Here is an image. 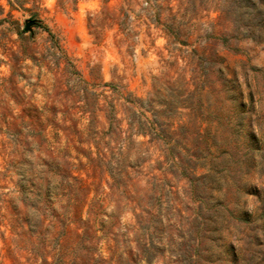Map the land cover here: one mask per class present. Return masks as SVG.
Wrapping results in <instances>:
<instances>
[{
  "label": "rangeland",
  "instance_id": "obj_1",
  "mask_svg": "<svg viewBox=\"0 0 264 264\" xmlns=\"http://www.w3.org/2000/svg\"><path fill=\"white\" fill-rule=\"evenodd\" d=\"M169 7L178 26L170 37L156 21ZM129 93L172 129L174 164L163 140L146 144L145 172L155 178L153 186L139 181L148 191L142 201L154 200L162 215L150 264H179L170 248L191 251L184 264H264V0H0V115H69L81 144L50 127L48 143L91 149L94 158L95 145L108 147L99 136L109 104L124 117L121 97ZM35 149L27 155L36 171L49 153ZM69 149L84 167L87 158ZM94 175L87 182L108 194L98 222L107 226L109 215L121 244L134 224L133 203L120 183L111 191L107 174ZM0 177L9 186L16 180ZM1 229L0 264H34L25 227Z\"/></svg>",
  "mask_w": 264,
  "mask_h": 264
},
{
  "label": "trees",
  "instance_id": "obj_2",
  "mask_svg": "<svg viewBox=\"0 0 264 264\" xmlns=\"http://www.w3.org/2000/svg\"><path fill=\"white\" fill-rule=\"evenodd\" d=\"M179 5L181 3H178ZM171 10L172 7H169L164 22L156 15V21L168 37L178 29L175 25L177 12L173 13ZM95 97L94 106L98 104L99 98L98 95ZM121 98L124 101L121 105L125 103L124 117L117 118L115 104H109L110 108L105 114L107 126L105 130L100 131L99 136L100 140L108 139V147L95 145L94 158L89 156L91 149L88 154H84L82 149L74 144L59 148L48 143L46 135L47 128L50 127L55 135L58 131H63L69 143L81 144L79 139H73L77 137L76 120L69 115L57 120L53 115H0V155L4 163V173L0 174L5 177L9 175L10 178L16 176L11 186L7 182L0 183V237L4 236L2 226H9L13 230L15 224L25 227L22 229L23 233L32 237V244H36L28 245L30 258H36L34 264H130V261L134 264L139 260L150 264L156 254L157 244L154 238L156 233L160 232L158 229L162 215L153 203L154 200L142 201L148 191L141 190L139 181L142 178L144 183L153 186L150 180L155 178V174L145 172L148 166L144 163L150 154L146 144H157L163 140L166 162L174 164L171 159L173 147L170 144L172 129H169L168 123L162 127L158 117L145 115L142 111L145 100L132 97L130 93ZM66 122L72 124L66 125ZM122 122H125V127ZM140 136H147L148 139L134 140ZM131 143L139 146L133 149ZM69 148L87 158L84 167L79 166L81 163L75 165L71 161L76 157L71 155ZM32 149L49 153L41 160L43 168L36 171L31 157L27 155ZM55 152H58L63 160L56 161L51 156ZM18 153L19 156L16 157ZM129 156L133 157L132 162L128 160ZM155 161L159 160L156 158ZM79 171H84L86 177L83 178ZM100 171L111 179L108 186L111 191L114 184L120 183L122 192L127 194L128 200L133 203L131 212L134 224L128 234L121 236V244L116 234L118 229L113 226L109 215L107 226L105 221L98 222L107 207L103 206V203L108 194L94 189L87 179L95 177L94 173ZM2 180L5 179L0 177V182ZM90 193L93 194L91 197ZM150 196L153 197L152 193ZM56 208H59V211ZM135 209L138 211H134ZM164 217L168 223V213L164 214ZM195 232L199 233V228ZM131 241L135 243L134 252L129 245ZM102 242L106 244V251L101 249ZM184 246L189 245L184 243ZM169 252L175 263L179 264H184L191 257L189 250L177 253L170 248ZM48 257L51 260H48Z\"/></svg>",
  "mask_w": 264,
  "mask_h": 264
},
{
  "label": "water",
  "instance_id": "obj_3",
  "mask_svg": "<svg viewBox=\"0 0 264 264\" xmlns=\"http://www.w3.org/2000/svg\"><path fill=\"white\" fill-rule=\"evenodd\" d=\"M29 29V25L27 24L26 26H25V30H28Z\"/></svg>",
  "mask_w": 264,
  "mask_h": 264
}]
</instances>
